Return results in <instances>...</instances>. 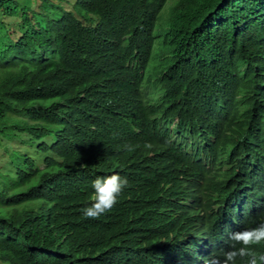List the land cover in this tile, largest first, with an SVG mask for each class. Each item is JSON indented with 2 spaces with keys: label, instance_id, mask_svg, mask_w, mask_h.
<instances>
[{
  "label": "trees",
  "instance_id": "trees-1",
  "mask_svg": "<svg viewBox=\"0 0 264 264\" xmlns=\"http://www.w3.org/2000/svg\"><path fill=\"white\" fill-rule=\"evenodd\" d=\"M115 168L161 181L151 242L264 204V0H0V264H115L124 227L82 211Z\"/></svg>",
  "mask_w": 264,
  "mask_h": 264
},
{
  "label": "clouds",
  "instance_id": "clouds-1",
  "mask_svg": "<svg viewBox=\"0 0 264 264\" xmlns=\"http://www.w3.org/2000/svg\"><path fill=\"white\" fill-rule=\"evenodd\" d=\"M143 88V96L153 99L144 95ZM124 160L125 157L116 155L117 163ZM161 167L164 179L168 165ZM99 174L92 184L93 203L82 211L86 218L94 221L102 219L99 218L102 215L104 218L115 214L120 227H124L127 239L111 243L116 246L108 244L105 250L115 264H264V204L251 206V215H246L248 207L242 206L239 199L229 197L228 194L219 195L217 198L220 204L214 205L212 211H209L216 225L213 236L210 234V220L201 213L190 231L181 238L151 242L148 236L156 229L152 204L159 202L161 181L155 180L148 191L132 196L126 193L128 180L123 170L115 168ZM167 190L165 201L172 210V200ZM212 193H196L192 204L184 207L192 208ZM230 206L235 207L232 209L231 220H217ZM238 217L241 219L237 220ZM248 217V221L244 222ZM218 237L229 242L223 243Z\"/></svg>",
  "mask_w": 264,
  "mask_h": 264
},
{
  "label": "rangeland",
  "instance_id": "rangeland-1",
  "mask_svg": "<svg viewBox=\"0 0 264 264\" xmlns=\"http://www.w3.org/2000/svg\"><path fill=\"white\" fill-rule=\"evenodd\" d=\"M171 2H172V0H171ZM34 6H35V4H34ZM167 6H169V5H167ZM166 6V7H167ZM165 7V8H166ZM157 52V43L156 44H154V48H153V56L155 55V53ZM151 64H152V66H151ZM156 64H158V59L157 58H155L154 59V62H153V60L151 61V63L149 64V66H148V69H147V73H146V76L148 77L149 75H150V72L152 71V69L156 66ZM151 66V67H150ZM147 77H146V79H147ZM143 92H144V95L146 96V97H148V98H154V95H152V94H155V92L153 91L154 89H153V85L152 84H148V83H145L144 85H143ZM159 92V91H158Z\"/></svg>",
  "mask_w": 264,
  "mask_h": 264
},
{
  "label": "bare ground",
  "instance_id": "bare-ground-1",
  "mask_svg": "<svg viewBox=\"0 0 264 264\" xmlns=\"http://www.w3.org/2000/svg\"><path fill=\"white\" fill-rule=\"evenodd\" d=\"M183 206V205H182ZM206 217V216H205Z\"/></svg>",
  "mask_w": 264,
  "mask_h": 264
}]
</instances>
